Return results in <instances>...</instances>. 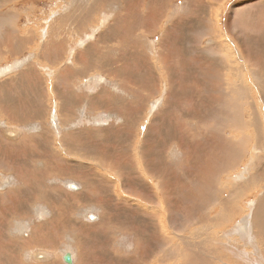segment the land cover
Instances as JSON below:
<instances>
[{"label": "rangeland", "instance_id": "1", "mask_svg": "<svg viewBox=\"0 0 264 264\" xmlns=\"http://www.w3.org/2000/svg\"><path fill=\"white\" fill-rule=\"evenodd\" d=\"M190 1L0 0V94L14 86L9 92L21 95L26 73L34 77L38 71L44 83L33 102L42 101V111L34 105L24 113L22 107L29 117L16 122L0 113V123L20 133L0 132V264H67L64 252L72 254L71 264H198L183 245L198 243L196 252L206 237L212 246L222 239L231 249L263 252L264 240L249 230L245 242L236 225L251 226L250 211L264 192V175L247 181V165L259 147L252 115L264 142V105L250 74L264 68V0H212L201 7ZM144 12H158L162 20L147 24ZM205 26L210 36L201 34ZM219 39L226 40L227 54L214 48ZM53 40L59 41L55 48L69 44L60 50L65 61L35 56V47L48 48ZM160 47L164 55L179 52L183 64H175V71L189 72L182 84L202 87L200 101L223 102L220 111L216 103L210 104L214 110L195 106L189 94H175L178 111L164 104L171 94L153 58ZM235 48L241 60L234 61ZM199 51L214 63L227 60L230 72L214 77L219 68L209 69L206 60L195 79ZM78 59L92 62L84 66ZM61 66L83 71L64 81L52 75L62 74ZM229 80L247 95L226 94ZM38 83L32 82V92ZM66 83L76 86L68 94L78 100L60 110L57 90ZM2 109L12 115L8 106L0 104ZM225 206L231 212L224 222H210L208 216ZM38 251L45 258L32 255Z\"/></svg>", "mask_w": 264, "mask_h": 264}, {"label": "bare ground", "instance_id": "2", "mask_svg": "<svg viewBox=\"0 0 264 264\" xmlns=\"http://www.w3.org/2000/svg\"><path fill=\"white\" fill-rule=\"evenodd\" d=\"M210 1H212V0H195V3H197L196 5H194L193 4V1L191 0L190 2L195 6V7H201L202 6V4L203 3H210ZM152 3V2H151ZM133 5V4H132ZM125 6H126V4H125ZM133 7V6H132ZM207 6L205 5V8H206ZM131 8V7H130ZM127 9H128V6H127ZM135 9V8H134ZM150 9V8H149ZM136 10V9H135ZM127 11V10H126ZM129 11H130V9H129ZM128 11V12H129ZM65 12V11H64ZM141 12V11H140ZM162 12V11H161ZM131 13H133V12H131ZM130 13V14H131ZM145 14V17H146V23L147 24H149V22L150 23H153L154 24V22L155 21H161L162 19L160 18V16H157V15H160V14H157V13H153V12H150L149 13V15L146 13V12H144ZM127 14V13H126ZM142 14V13H141ZM71 15V14H70ZM76 15V14H75ZM88 15V14H87ZM148 15V16H147ZM82 16H84V15H82ZM89 16V15H88ZM87 16V17H88ZM114 16H116V15H114ZM125 16H127V15H125ZM162 16V15H161ZM64 17V16H63ZM67 17H69L68 15H67ZM72 17H73V15H72ZM74 17H76V16H74ZM86 17V18H87ZM130 17V16H129ZM65 18V17H64ZM85 18V17H84ZM139 18H141V16L139 17ZM176 18V17H175ZM175 18H172L171 19V21H170V23L171 22H175ZM59 19H61V17L59 18ZM58 19V20H59ZM70 19V18H69ZM76 19V18H75ZM126 19V18H125ZM143 19V18H142ZM57 20V21H58ZM122 20V19H121ZM144 20V19H143ZM61 21V20H60ZM82 21V20H81ZM87 21H89V20H87ZM168 21V22H169ZM62 22H64L63 20H62ZM68 22H69V20H68ZM112 22V21H111ZM66 23V22H65ZM68 24V23H67ZM69 24H70V22H69ZM85 24V23H84ZM122 24V23H121ZM133 24V23H132ZM140 24V23H139ZM174 24V23H173ZM172 24V25H173ZM66 25V24H65ZM64 25V26H65ZM120 25V24H119ZM135 25V24H134ZM72 26V25H71ZM145 26V25H144ZM152 26V25H151ZM151 26H149V28L148 29H150V27ZM155 26V25H154ZM171 26V25H170ZM174 26V25H173ZM53 27V26H52ZM66 27V26H65ZM140 27H141V24H140ZM139 27V28H140ZM143 27V26H142ZM167 27H169V26H167ZM145 28H147V27H145ZM57 29L59 30V27H57ZM138 29V28H137ZM137 29H136V31H137ZM143 29V28H142ZM152 29V28H151ZM150 29V31H148V33H150L152 30ZM54 30H56V27H55V29ZM54 30L52 31V30H50V31H52V35H54ZM110 30H111V28H110ZM125 30V29H124ZM169 30H170V28H169ZM60 31V30H59ZM119 31V30H118ZM122 31V30H121ZM171 31V30H170ZM7 32V31H6ZM28 32V31H27ZM202 33V35H208V36H210V32H208V29H207V27L205 26V27H203L202 28V31H201ZM61 32H59L58 34H60ZM129 33V32H128ZM128 33H127V35H128ZM134 33V32H133ZM147 33V34H148ZM103 34V33H102ZM101 34V35H102ZM126 35V34H125ZM127 35H126V37H127ZM140 35V34H139ZM62 36V35H61ZM168 36V35H167ZM173 36V33L171 32L170 33V35H169V41H173L172 43H175V39L172 37ZM9 37V36H8ZM25 38V37H24ZM14 39V38H13ZM124 39H125V37H124ZM128 39V38H127ZM137 39V38H136ZM141 39V38H140ZM161 39H163V37H160V40ZM215 39V38H214ZM15 40H18V39H15ZM101 41H103V39L101 40ZM136 41V40H135ZM213 40H211V42H212ZM58 42L59 41H50V46L48 47V48H44V46L42 45H40V47H35V48H37V50H34V51H36V53L34 52V54H35V56L36 57H40L41 58V60L42 59H44L45 60V62L46 61H48L49 59H51V61H52V59L54 60H56V61H60V60H62V61H65V58H64V60L63 59H61L62 58V56H61V54H60V50H62L63 49V47L64 48H66V50L68 49V47H69V44L67 43V44H65L64 42H62V44H61V48H55L56 46H58ZM118 42V41H117ZM29 43V42H28ZM44 43V42H43ZM79 43H81V42H79ZM41 44V43H40ZM49 44V43H48ZM47 44V45H48ZM51 44L53 45V47H51ZM97 44V43H96ZM200 44V43H199ZM44 45H45V43H44ZM81 45V44H80ZM92 45V44H91ZM159 46V45H158ZM214 48L217 50V51H219L218 53L219 54H223V52L225 53V54H227V42H226V40H222V39H219V40H217V41H215V43H214ZM46 47V46H45ZM59 47H60V43H59ZM74 47V46H73ZM95 47V46H94ZM199 47V46H198ZM201 47V46H200ZM15 48H17V45H16V47ZM35 48H33V49H35ZM71 49H70V51H69V53H70V55H68V56H66V60H67V58H69L71 55H72V53H73V49H72V47H70ZM75 48V47H74ZM205 48H207V47H205ZM5 49V48H4ZM94 49V48H93ZM152 49V48H151ZM157 49V48H156ZM163 47H160V50H159V48L157 49V52H155L154 51V57H153V55H151L153 58H155V63H158V72L159 73H161V74H158L156 71H155V73H157L158 74V77L160 76L161 77V80H162V82H163V77H164V79L166 80V81H164V86H167V90H168V96H169V94H171L170 96L171 97H168V99L169 100H165L164 101V104L165 105H169L170 106V104L171 105H174L175 107H176V109H177V111L179 110V106L176 104V102L174 101V97H175V94L176 93H178L176 96L177 97H180V95H184V94H189V95H191V96H194V98H196V100H195V106H197V107H199L202 103L203 104H205V105H208V106H210V104H215L214 106L216 107V109H219L220 107H222V103L223 102H212V100H209V97H208V100H206V98L204 99V100H206L205 102L204 101H200V99L199 98H201L200 97V95H201V91H202V87H200L199 89H196V88H191V89H187V87L186 86H184V84H182V81H184L185 79H184V77H185V75L187 74V75H189V72H187V73H185L184 75L183 74H181V75H179L176 71H175V68L174 67H176L177 68V66H175V64L176 65H178V64H183L182 62H179L181 59V57L179 58L178 57V55H179V52L177 51H167L166 53H165V55L163 54ZM198 49V48H197ZM210 49V48H209ZM3 50V49H2ZM11 50H13V47H11ZM64 50V49H63ZM153 50V49H152ZM151 50V51H152ZM169 50V49H168ZM203 50V49H202ZM33 51V50H32ZM94 51V50H93ZM92 51V52H93ZM142 51V50H141ZM206 51V50H205ZM205 51H203V53H202V51H199L200 52V54H201V56H203L204 58H206L205 60L203 59V57H201V56H199V57H197L196 58V60H198V65H197V63L195 64V70H194V72H195V79H197V80H199V78H198V71L201 69V66L202 65H205L206 64V62L204 63V61H206V60H208L207 61V63L209 64V66H210V68L209 69H214L215 67H218L219 68V70L217 69L216 70V74H215V76L214 77H217L219 74H224V72L222 71V70H226L227 71V73H229L230 72V67H228V66H226V65H223V61H226L227 62V60H225V59H220V61H221V63L219 62V64L218 63H214V62H212L209 58L210 57H208V56H204V53H205ZM231 51V50H230ZM238 51V52H237ZM66 52H68V51H66ZM76 52V51H75ZM146 52V51H145ZM153 52V51H152ZM190 52H192V51H190ZM196 52V51H195ZM195 52H193V53H195ZM234 52H235V54H237V57H235V59H234V61L236 60V59H239V60H241V58H242V54L240 53L241 51L240 50H238L237 48H235L234 49ZM2 53V52H1ZM96 54L98 53V52H95ZM12 54V53H11ZM66 54V53H65ZM96 54H94V56H96ZM197 54V53H196ZM234 54V55H235ZM77 56V55H76ZM89 56V55H88ZM84 57V56H83ZM91 57V56H90ZM93 57V56H92ZM178 57V58H177ZM213 57H214V55H213ZM216 57V56H215ZM214 57V58H215ZM223 57V56H222ZM25 58V57H24ZM74 58V57H73ZM106 58V57H105ZM148 58V57H147ZM224 58H225V56H224ZM244 58V57H243ZM60 59V60H59ZM76 59H77V57H76ZM150 59V58H149ZM75 60V59H74ZM87 60H90L89 58H87ZM238 60V61H239ZM55 61V62H56ZM78 61H81V63H82V65H84V66H86V64L87 65H89L92 61H85V60H81V59H78ZM100 61V60H99ZM169 61H173L174 63L173 64H171V65H168V64H166L167 62H169ZM182 61L184 62V64H186L185 63V61L186 60H184V59H182ZM246 61V60H245ZM30 62V61H29ZM101 62V61H100ZM104 62H105V60H104ZM34 63V62H33ZM61 63V62H60ZM228 63V62H227ZM50 64V63H49ZM68 64V63H67ZM105 64V63H104ZM30 65V64H29ZM53 65V64H52ZM64 65V64H63ZM109 65V64H108ZM193 65V64H192ZM66 66V65H65ZM76 66V65H75ZM103 66H105V65H103ZM61 67H63V66H61ZM160 67H161V69H160ZM187 67V66H186ZM5 68V67H4ZM8 68V67H7ZM12 68V67H11ZM64 68V67H63ZM102 68V67H101ZM189 68V67H188ZM191 68V67H190ZM243 68V67H242ZM92 69V68H91ZM236 69H237V67H236ZM56 70V69H55ZM131 70H132V68H131ZM235 69L233 68V71H234ZM247 70V69H246ZM250 69H248V71H249ZM59 71V70H58ZM82 71H83V69L81 68V71H79L78 69L76 70V69H70V68H64L63 70H62V74H59L58 76H56V73H54V72H52L53 74L52 75H54V77L56 78H59V79H61V80H64V81H66V79L68 80L70 77H71V79H72V77H75V78H78L79 77V74H81L82 73ZM119 71V70H118ZM148 71V70H147ZM222 71V72H221ZM1 72H4V71H1ZM6 72V71H5ZM250 74H251V76L254 78V80L256 81V88H257V90H258V92H260L259 93V97H261L260 99H261V103L264 105V68L263 69H258V70H250ZM37 73H38V71L34 74V77H32V73H26V75H22V76H24L23 78H24V84L26 85H24L26 88H24V91H23V93L21 94V95H18L17 93H15V91H14V94H11L10 92H9V89L10 88H13V87H8L6 90H4L3 91V93L2 94H0V104H2V105H4V106H8L9 107V109H11L12 110V115H10V114H8L7 113V111L5 110V109H2L1 110V112L0 113H2V115L3 116H7V117H9V119H10V121H15V120H23V119H28V117H29V115H27L26 116V114H24L26 111H28V109L30 108V107H32V106H34L35 105V107H37L38 106V108H37V110L36 111H42V105H41V103H42V101H39V104H33V102H35L34 100H35V97L38 95H36L35 94V91H42V89H41V86H40V84H44V83H42L40 80H39V78L37 77ZM69 73V74H68ZM3 74V73H2ZM235 74H236V72H235ZM49 75V74H48ZM262 77V78H261ZM20 78H22V77H20ZM23 78H22V81H23ZM35 78H38V79H35ZM152 78H153V81L155 80V77H154V75L152 74ZM259 78H261V79H259ZM28 79L30 80L29 82H28ZM194 79V80H195ZM259 79V80H258ZM72 81H73V79H72ZM191 81V80H190ZM240 81V80H239ZM11 82V81H10ZM32 82L33 83H38L36 86H35V88L37 89H33V92L31 91V85H32ZM85 82V81H84ZM192 85V84H191ZM206 86H209V83L207 82V84H205ZM33 86V85H32ZM55 85L53 84L52 85V87H53V90H57V89H59V87L57 86V87H54ZM227 86H228V89H226L225 88V92H226V94L227 93H229V91L231 90V91H234V95H236V96H238V97H241V96H244V95H247L246 94V90H242V88L241 87H239V84L238 85H236V84H234L233 82H231V80H229V82H228V84H227ZM241 86V85H240ZM34 87V86H33ZM74 88H76V86L74 85L73 86ZM73 87H71L70 86V83H66L65 84V86L61 89V90H57L58 92H60V93H58V97H59V99H60V102H59V106L58 107H60V110H65V109H69L68 108V106L69 105H71V106H73V105H75L76 103H77V100H78V98H76V97H73V96H75V95H73V96H71V95H69L68 94V92L69 93H72L73 91H74V89H73ZM197 87V86H196ZM0 88H2V87H0ZM79 88V87H78ZM210 88H211V86H210ZM248 89V88H247ZM237 90H241L240 92L239 91H237ZM29 92H32L31 94L29 93ZM45 93V92H44ZM231 94V93H230ZM77 95V94H76ZM41 96H43L42 94H41ZM233 97V96H232ZM237 97V98H238ZM37 98V97H36ZM242 98V97H241ZM83 99V98H82ZM47 100H48V102H52V101H54V99H50V97L48 96L47 97ZM232 101V100H231ZM230 101V102H231ZM234 101V100H233ZM236 102V101H235ZM37 103V102H36ZM221 103V104H220ZM237 103H239V102H237ZM202 104V105H203ZM217 104H220L219 106H217ZM235 104V103H234ZM181 106H182V104H181ZM22 107L24 108V113L22 112L23 110H22ZM212 106H210L209 108H211ZM215 107H213L214 109H215ZM36 109V108H35ZM156 109V108H155ZM212 109V108H211ZM214 109H212V110H214ZM221 109V108H220ZM220 109H219V111H220ZM207 110H209V111H211L210 109H207ZM225 110V109H224ZM196 111V110H195ZM203 111V110H202ZM63 112V111H62ZM197 112V111H196ZM221 112H223V111H221ZM24 114V115H23ZM33 114H35V113H33ZM214 114V113H213ZM55 115V114H54ZM165 115V114H164ZM209 115H210V113H209ZM213 116V115H212ZM258 119V118H257ZM256 119H255V117L252 115V118H251V121H250V124L254 127V129L256 130V133H254V136H255V140H256V143L255 144H258L259 145V147H258V149H255V151H257L258 150V153H256V154H253V156H251L252 158H251V162L247 165V169H248V173H249V175H248V179H247V181H249V183L253 180V179H258V181L259 180H262L263 179V175H264V156H261L262 154H264V142H262V141H260V135H258V130L256 129V128H258L260 125H259V122H257V121H255ZM101 121V120H100ZM211 121V120H210ZM16 122V121H15ZM216 127V126H215ZM209 128V127H208ZM164 129V128H163ZM264 130V129H263ZM1 131H3L4 133H5V135H10V136H19L20 135V133H19V129L18 128H15L14 126H12V125H6V124H4V123H2V121H1V123H0V132ZM115 132V131H114ZM162 132V131H161ZM223 132V131H222ZM2 133V132H1ZM9 133V134H8ZM224 133V132H223ZM90 135V134H89ZM224 135H225V133H224ZM223 135V136H224ZM111 136V135H110ZM147 136V135H146ZM222 136V135H221ZM125 137V136H124ZM165 137V136H164ZM167 137V136H166ZM218 137V135H216V138ZM17 138V137H16ZM224 139L225 138H227L226 140H230V138H229V136L228 137H223ZM153 139V138H152ZM218 139V141H220L221 142V140H220V138L218 137L217 138ZM217 139H216V142H215V144L216 145H218L219 143H218V141H217ZM97 141V140H96ZM193 141H194V139H193ZM197 141V140H196ZM67 143V142H66ZM196 143V142H195ZM112 144V143H111ZM254 144V145H255ZM104 145V144H103ZM115 145V144H114ZM144 145V144H143ZM146 145V144H145ZM148 146V145H147ZM81 147V146H80ZM113 147V146H112ZM138 147V146H137ZM142 147V146H141ZM145 147L146 146H144V149H145ZM140 148V147H139ZM137 149V148H136ZM199 149V148H198ZM120 150V149H119ZM142 150V149H141ZM149 150V149H148ZM224 150V149H223ZM218 151H219V149H218ZM129 152V151H128ZM143 152V151H142ZM9 153V152H8ZM13 153V152H12ZM136 153V152H135ZM152 153H153V151H152ZM137 154V153H136ZM141 154V153H140ZM139 154V155H140ZM143 154H144V152H143ZM149 154V153H148ZM154 154V153H153ZM16 155H17V153H16ZM15 155V156H16ZM19 156H20V153L18 154ZM17 155V156H18ZM120 155V154H119ZM135 155V154H134ZM159 155V154H158ZM157 156V155H156ZM12 157V156H11ZM211 157H213V156H207L206 158H208V159H210ZM205 158V157H204ZM25 159V158H24ZM165 160V159H164ZM116 162V161H115ZM129 163V162H128ZM167 163V162H166ZM119 165V164H118ZM149 166V165H148ZM212 167V166H211ZM15 169V168H14ZM180 169V168H179ZM189 170V169H188ZM119 171V170H118ZM117 171V172H118ZM191 171V170H190ZM184 172V171H183ZM186 172V171H185ZM119 173V172H118ZM155 173V172H154ZM172 173V172H171ZM192 173H193V171H192ZM209 173V172H208ZM191 174V173H190ZM185 175V174H184ZM193 175V174H192ZM162 176V175H161ZM160 176V177H161ZM164 176V175H163ZM154 177V176H153ZM201 177V176H200ZM206 177H207V175H206ZM184 178V177H183ZM215 178V177H214ZM210 179V178H209ZM132 181V180H131ZM200 181V180H199ZM66 184V183H65ZM264 187V186H263ZM256 194V193H255ZM228 197H230V194H228ZM233 196H232V194H231V197L230 198H232ZM230 200V199H229ZM11 201V200H10ZM224 202V201H223ZM254 202V201H253ZM207 204V203H206ZM198 205V204H197ZM221 207V206H220ZM149 208V207H148ZM221 212H219V213H217V212H214L215 214L214 215H212V216H208V219H209V221L210 222H216L217 224L216 225H218V224H221L222 222H224V220L226 219V217H228L229 216V214H230V210H227L226 209V206L224 207V209H222V210H220ZM203 212V211H202ZM208 212V211H207ZM251 213H250V220H249V222L251 223V226L250 225H247L245 222H243V223H237V225H236V230H237V232H238V234L239 235H241V234H243L244 235V237H242L241 239L242 240H244L245 242H248L249 241V235H248V231L249 230H251V232L255 235V236H259V238L261 237L263 240H264V220L263 221H261V219H263L264 218V192L259 196V197H257V199L255 200V202H254V205H253V207H252V209H251V211H250ZM201 214V213H200ZM245 219H248V218H245ZM248 221V220H247ZM248 223V222H247ZM1 227V226H0ZM14 227V226H13ZM251 227V228H250ZM161 228V227H160ZM1 231V230H0ZM250 232V233H251ZM222 235L223 236H225L226 235V233H222ZM31 236V235H30ZM30 236H28V237H30ZM251 236V235H250ZM165 237V236H164ZM207 238V240L205 241L204 240V242L201 244L200 243V245L197 247V250H196V252L194 251V247L195 246H197L198 245V243H197V245L196 244H194V243H184V245H183V248H184V250H186V251H188V253L192 256V258H194V256H195V258H199L198 260L199 261H194L195 263H204V264H264V249H263V252H262V248H260L259 249V251H258V253L256 254V255H253V254H248V252H246V251H244V250H241L240 248H238L236 245H235V247L234 248H230L229 247V245H228V243H227V241H221L222 239H220V240H218V242H219V245H217V246H212L211 245V243L208 241L209 239H210V237L208 238V237H206ZM225 238V237H224ZM251 238H253V237H251ZM17 239H18V236H17ZM205 239V238H204ZM51 240V239H50ZM184 240V239H183ZM193 240V239H192ZM251 240V239H250ZM176 242V241H175ZM184 242V241H183ZM244 242V243H245ZM230 244V243H229ZM248 244V243H247ZM232 245V244H231ZM234 245V244H233ZM35 247H37V246H35ZM257 247H259V246H257ZM222 248V249H221ZM36 250V249H35ZM45 251V250H44ZM42 252V251H41ZM40 251H38V252H34L32 255L34 256L35 255V257L37 258V259H42L44 256H43V254H44V252L43 253H41ZM157 252V251H156ZM155 252V253H156ZM36 253H37V256H36ZM228 253H232L233 255H234V257L233 258H230V257H227V255H228ZM45 258V257H44ZM164 258V257H163ZM11 259V258H10ZM9 261H11V260H9ZM79 264V263H78Z\"/></svg>", "mask_w": 264, "mask_h": 264}, {"label": "water", "instance_id": "3", "mask_svg": "<svg viewBox=\"0 0 264 264\" xmlns=\"http://www.w3.org/2000/svg\"><path fill=\"white\" fill-rule=\"evenodd\" d=\"M69 186H70V188H76V185L74 183H70ZM87 216L89 219L94 218V215H92L91 213H89ZM62 259L65 263L71 264L72 263V254L70 252H64L62 255Z\"/></svg>", "mask_w": 264, "mask_h": 264}]
</instances>
